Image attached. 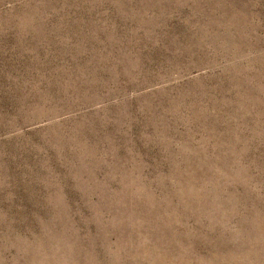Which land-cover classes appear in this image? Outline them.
Segmentation results:
<instances>
[{"label":"rangeland","instance_id":"1","mask_svg":"<svg viewBox=\"0 0 264 264\" xmlns=\"http://www.w3.org/2000/svg\"><path fill=\"white\" fill-rule=\"evenodd\" d=\"M0 264H264V0H0Z\"/></svg>","mask_w":264,"mask_h":264}]
</instances>
